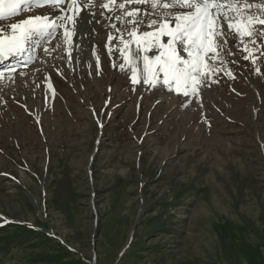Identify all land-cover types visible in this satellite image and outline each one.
<instances>
[{
  "label": "rangeland",
  "instance_id": "obj_1",
  "mask_svg": "<svg viewBox=\"0 0 264 264\" xmlns=\"http://www.w3.org/2000/svg\"><path fill=\"white\" fill-rule=\"evenodd\" d=\"M78 48L0 89V264H264V59L187 112Z\"/></svg>",
  "mask_w": 264,
  "mask_h": 264
},
{
  "label": "snow or ice",
  "instance_id": "obj_2",
  "mask_svg": "<svg viewBox=\"0 0 264 264\" xmlns=\"http://www.w3.org/2000/svg\"><path fill=\"white\" fill-rule=\"evenodd\" d=\"M132 3H147L152 11L145 10L141 14L139 8L129 10L127 5ZM45 5L59 8L61 14L29 17L22 24L7 26L10 31L0 27V60L25 51L26 44L35 37L54 36L58 29H63L64 38L68 40L79 21L87 24L91 23L89 16L95 18V13L90 11L80 16L78 0H0V21ZM84 7L91 9L97 5L93 0ZM98 7L117 10L114 17L125 27L120 29L116 24L110 27L116 30L124 50L131 53V63L137 66L142 63L143 83L152 87L158 83L166 85L168 90L182 93L184 97L198 96L199 88L210 86V77L218 71H226L232 77L231 71L222 67L227 63L222 54L235 55L228 47L229 40L234 47L248 53L243 59L256 63L252 55L254 49L248 45H256L258 37L264 38V27H260L264 26V3L252 4L248 0H108ZM153 16L156 18H151ZM163 37H168L166 43ZM112 38L110 36L109 40ZM149 52L153 55L149 56ZM215 61H219V65L214 64ZM15 71V68L8 69L9 73ZM256 71L259 72V68ZM3 75L0 72V76ZM8 79L14 82V76L9 75ZM131 80L140 82L135 68Z\"/></svg>",
  "mask_w": 264,
  "mask_h": 264
},
{
  "label": "bare ground",
  "instance_id": "obj_3",
  "mask_svg": "<svg viewBox=\"0 0 264 264\" xmlns=\"http://www.w3.org/2000/svg\"><path fill=\"white\" fill-rule=\"evenodd\" d=\"M78 2L81 4V10L79 13L81 17H83L85 15V13L89 12V11L92 13H95V18H93L91 16L88 17V19L91 20V23L85 24L83 22V20L79 21L76 25L75 33L70 35V38L68 40H65V38H64L63 29H58L54 36L44 35L41 37H35L26 44V46H25L26 50L25 51H23L19 54L11 55V56L7 57L6 59L0 60V72L4 73L3 76H0V89L3 86H5L4 84H6L9 87H13L11 84L16 83V81H17V84L26 83V82L31 80L32 76H34V77L41 76L43 71H38L37 74L32 73V75H30L26 78L19 79V80H17V77H15V74H18L19 76H26L28 69L30 67H32L36 63V61L37 62L39 61L41 63V65H43L42 69H44V65L46 67L50 62H52L51 60H54V62L58 63V64H59V62L60 63L67 62L69 64L70 58H72V57L77 58L80 56V52H79L80 48H78V47L80 45L84 47V45H86L87 43H90L91 46L93 47L92 52H93V55L95 56L94 59L97 58V60H98L99 53L101 54L100 56L103 58L105 51L106 52L109 51V55L115 59V65H119V68L123 72L122 76H126V74L129 72L131 74H133L132 66L134 64L132 65V63H131V59H132L131 53L124 50V46L119 43L118 34H117L116 30L113 29L112 27H110L111 24H116V27L120 28V29H123L125 27L124 24H122L120 21L116 20L114 17L113 13L117 10L113 9V11H109L108 9H103V8L98 7V5H100L101 3H107L108 0H94L97 7H92L91 9H88L87 7H84V6L89 4V3H92L93 0H78ZM249 3H252V4L264 3V0H256V2L251 1ZM127 7L129 10L139 8V9H141V14H143V12L145 10H147L149 12L152 11V9L150 8V5L147 3L146 4L132 3V4H128ZM253 11H255V9H253ZM45 14H49L51 16H59L61 14V12H60L59 8H53V9L32 8V9L26 11L24 14H20L19 16L9 18L5 21H0V27H6L7 28V26H10V24H12V23H21L22 24L23 21L29 17H34L36 15L44 16ZM105 17H112V19H110V20L105 19ZM151 18L155 19L156 17L153 16ZM128 19H131V18H128ZM97 20H99L100 23H97L96 22ZM260 27H264V26H260ZM7 30L10 31V28H7ZM225 30H227L226 25H225ZM142 31H143V29H142ZM110 36L113 37L111 40H109ZM162 40L166 43L168 40V37H163ZM131 47L134 48L135 45L133 44ZM228 47L232 48V51L235 53V55H228L226 53L222 54L224 56V59L227 61V63L225 65H223V67H226L228 70H231L232 61H236V63H234V65L239 69L247 68L246 61L248 63H253L252 59H249V60L243 59V57L245 55H248V53L247 52H240L238 50V48L233 46L232 40H229ZM248 47L250 49H254L252 55L254 58H256V60L257 59L261 60L262 58L264 59V55H262V53H264V38L258 37L256 40V45L249 44ZM118 48L120 49L119 51L117 50ZM44 49H47V51H45ZM77 50H78V56L76 55ZM42 54L45 55L43 58H42ZM57 55H59L58 56L59 60L56 59ZM148 55L152 56L153 53L149 52ZM181 55L186 56L185 53H181ZM85 56L87 58H89L88 53H85ZM40 58H42V59H40ZM66 59H68V60L66 61ZM259 60H257V61H259ZM213 63L216 65H219V61H215ZM261 63H262V60H261ZM41 65H39V66H41ZM65 65H66V63H65ZM92 65H94V64H92ZM121 65H123V68H121ZM136 67L139 69L138 71H136V75H137L138 79L140 80V82L138 84H143V90H145V92L148 91L150 88H162V87H164L167 90V92H166L167 94L164 98L165 100L169 101L171 96H175V97H173L174 99L179 97L178 99L180 101H182V103H183V101L186 100V102H184V104H185L184 108L187 112H189L191 110H197L200 108L198 104L190 102L191 101V100H189L190 96L184 97L182 93H176L174 90L170 91V90H168V87L166 85L161 86V84L158 83L155 87H152L149 84L143 83V77H144V73L142 71L143 65H142V63H140L138 66L136 65ZM136 67H134V68H136ZM10 68H15L16 71L14 73H9L8 69H10ZM38 69H36V70H38ZM42 69H40V70H42ZM34 71H35V69H34ZM16 72H18V73H16ZM220 72H222V71H219L217 73L219 74ZM20 73H23V75H20ZM117 73H119V72H117ZM9 75L14 76V78H15L14 82H11L8 79ZM117 77H119V76H117ZM43 79L44 78H42V80ZM161 81H162V74H161ZM212 81H215L216 84H215V82H212ZM219 82L220 81L218 78H213V79H210L208 81V83L211 85H218ZM202 87H203V85H202ZM204 88H206V87H204ZM0 100H2V99H0ZM175 101L176 100H173L169 103V107H168L169 109H171L170 107L176 106ZM177 104H178V101H177ZM184 115L185 116L182 115L183 118L189 116L188 114H184Z\"/></svg>",
  "mask_w": 264,
  "mask_h": 264
}]
</instances>
